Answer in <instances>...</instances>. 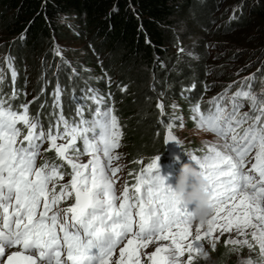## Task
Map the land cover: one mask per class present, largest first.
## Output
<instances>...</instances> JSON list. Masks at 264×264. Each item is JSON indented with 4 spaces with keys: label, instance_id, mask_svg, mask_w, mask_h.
<instances>
[{
    "label": "snow or ice",
    "instance_id": "6c2138e0",
    "mask_svg": "<svg viewBox=\"0 0 264 264\" xmlns=\"http://www.w3.org/2000/svg\"><path fill=\"white\" fill-rule=\"evenodd\" d=\"M8 64L11 68L10 57ZM15 77L12 69L13 82ZM254 80L255 75L246 78L247 88L231 97L230 109L223 101L231 85L211 101L214 111L202 113L199 104L192 109L197 126L224 142L209 146L203 157L189 154L209 180L216 209L208 226L195 228L194 234L190 211L174 202L171 187L159 175V156L138 175L129 173L135 183L116 195L113 178L120 169L112 162L119 159L115 150L123 133L113 109L102 110L104 100L97 92L90 97L97 104L91 120L78 105V121L61 114L47 132L29 116V105H21V112L0 96V264H192L193 254L205 250L206 238L215 248L219 236L233 231L245 239L226 243L253 248L255 242L264 258V98L252 93ZM59 91L57 86V106ZM16 95L14 89L11 99ZM237 99L248 100L255 114L241 113ZM157 108L163 112L164 105ZM165 141L179 144L172 123ZM45 142V151L54 149L70 172L47 161L37 166ZM84 155L90 157L87 163L81 161ZM65 175L71 179L62 183ZM153 243V252L141 251Z\"/></svg>",
    "mask_w": 264,
    "mask_h": 264
},
{
    "label": "trees",
    "instance_id": "16d2710c",
    "mask_svg": "<svg viewBox=\"0 0 264 264\" xmlns=\"http://www.w3.org/2000/svg\"><path fill=\"white\" fill-rule=\"evenodd\" d=\"M221 1L0 0V53L7 65L0 96L21 112V105H29V116L47 132L61 114L70 122L78 121V105L84 106L83 115L91 120L96 106L90 97L97 92L103 97V105L112 108L122 124L121 147L128 175H138L142 165L135 161L145 163L156 156L166 161L169 154L164 137L168 121L179 116L186 124L194 125L197 114L192 109L197 104L202 113L214 111L213 99H204L205 89L209 88L204 87V58L176 59L175 41L178 31L184 28L180 25H193L201 35V50L207 34L225 37L234 30L241 31L237 38L241 42H252L250 34L259 30L261 36L256 42L264 47V0H248L247 4L246 0H226L238 4L226 28L218 31L213 24ZM61 43L81 47L69 49L71 57L66 58ZM258 57L256 54L253 59ZM12 69L16 73L14 82ZM258 72L262 81L264 67ZM14 89L17 95L11 99ZM167 101L182 103L180 111L171 113L165 106L161 112L157 103ZM242 103L250 106L247 100ZM60 128L63 130V125ZM45 156L42 164L47 161L63 165L61 170L66 173L70 170L55 150ZM162 174L165 173L159 171ZM129 177L130 185L134 184L135 175ZM230 254L231 249L221 243L211 256L214 264H234L229 261Z\"/></svg>",
    "mask_w": 264,
    "mask_h": 264
},
{
    "label": "rangeland",
    "instance_id": "374dc122",
    "mask_svg": "<svg viewBox=\"0 0 264 264\" xmlns=\"http://www.w3.org/2000/svg\"><path fill=\"white\" fill-rule=\"evenodd\" d=\"M233 1V0H232ZM247 1L245 3L247 4ZM238 4V2H232L231 4L227 2L226 0L221 1L220 3V13L218 14V17L216 21H214V27L218 31L220 28H226L225 23H227L231 17L232 14L235 11V7ZM248 9V5H247ZM251 22H252V16L248 13V15ZM226 21V22H225ZM184 26V28H183ZM180 27L183 28V30L178 31V36L175 41L174 45V53L176 54V59L183 61V60H197L204 58V71L205 74H207V79L204 83V87L206 88L205 92V100H212L216 97L224 96L225 90L229 88L231 85L230 91L227 93V97L224 99L223 103H229L231 108V97L241 89L240 86H243L245 83L246 78L251 77L255 75V81L251 83V91L254 95H256L258 98L262 97V93L264 92V78H262L261 84H259V81L261 79L258 77L259 75V69H262L264 67V47L262 44H258L256 42V39H258L261 36V32L259 30L252 31V35L250 34L251 38L253 40H250L252 42H241L237 38L241 31L234 30V32H231L230 35L225 37H220L219 35H211L207 34L203 49L199 46V37L201 36L198 32L195 31V28H193V25H187V22H183ZM234 27H232L233 29ZM198 29V28H197ZM180 32V33H179ZM259 40V39H258ZM61 47L64 49V57H71L69 56V49H78V44H71V43H61ZM183 49V51H181ZM258 51H262L263 53H258ZM256 54H259L258 60L253 59ZM82 55V53H81ZM6 61H4V57L0 53V74L4 72L6 69ZM260 79V80H259ZM258 80V82H257ZM261 86V87H260ZM237 88V89H235ZM258 89V92H253V90ZM92 101V99H91ZM162 103V102H161ZM158 104V103H157ZM163 104V103H162ZM237 104H239L237 102ZM97 107V104H94ZM164 107L166 106L168 108V111L171 113H178L180 111V107L182 106V103L178 101H167V103L163 104ZM106 109V106L103 105L102 110ZM241 113H248L249 115H253L248 106H244L240 109ZM120 130L121 123L118 118ZM168 123H172L173 125V133L180 139L181 141V151L180 155L176 156L174 153L168 152V156L166 161H162L164 163H171L172 160L178 159L180 163L183 162L184 164L192 163L193 162L189 158V154H194L197 157H203L209 146L212 145H222L224 142L220 138H218L214 133L200 128L197 126V122L190 126L185 123V119L182 117H177V120H174L172 122L168 121ZM20 127V125H18ZM99 130V129H98ZM97 130V132H98ZM57 143H64L62 140H58ZM120 144L122 145V139L120 140ZM76 146L81 148L83 150V143L82 141L77 140ZM49 148V143H44L43 147L41 149V155L38 157L36 163L37 166L42 165L43 161L46 159L45 154H49L50 151H45V149ZM54 150V149H53ZM115 153L119 156L118 160H113L112 165L113 167H119L120 171L117 173V175L113 178L117 182L115 183V193L119 197L121 193L123 192L125 185H130L131 179L128 175L127 168V161L124 158V153L122 147H119L115 150ZM124 158V159H123ZM90 159L89 156L84 155L81 157V161L83 163H87ZM151 162V160H148L147 162H143L142 167H146L147 164ZM65 163V162H64ZM66 164V163H65ZM67 165V164H66ZM68 166V165H67ZM69 167V166H68ZM70 169V167H69ZM68 170V172H70ZM71 177L69 175L65 176V180L63 182H67L70 180ZM175 182L173 184L167 183L166 186H170L174 188ZM73 200L67 201V203H72ZM62 206H67V204H62ZM193 234L195 233V228L192 227ZM203 231V229H202ZM251 231V230H248ZM218 233H215L214 236H218ZM229 239H235V240H243L245 237L243 236H237L235 231L232 233H225L222 236H219V238L216 240L215 248L211 246V243L206 238L203 241L204 249L209 253L210 259L208 261H202L198 260L197 257L199 254H193V261L192 264H214L211 253L216 249L218 245L223 243L225 246H227L229 249H231V256L230 260L234 264H247V261L251 260L254 262V264H264V258L261 257L259 252V246L255 245V242H252L254 244L253 248H249L248 246H240L239 244L233 245L230 243H226ZM247 239L251 241V237L248 236ZM161 244L168 243L167 241H161L159 242ZM157 245L155 243L150 244L146 249H142L141 251L151 253L155 250V247ZM119 250L117 251L118 255ZM188 253H185V256L182 258L185 262L187 261Z\"/></svg>",
    "mask_w": 264,
    "mask_h": 264
},
{
    "label": "clouds",
    "instance_id": "9594fccd",
    "mask_svg": "<svg viewBox=\"0 0 264 264\" xmlns=\"http://www.w3.org/2000/svg\"><path fill=\"white\" fill-rule=\"evenodd\" d=\"M209 186V180L202 174L201 169L188 163L180 168L174 188L171 187L174 202L187 209L191 208L188 222L194 228H206L215 214V201L207 191ZM197 259L208 261L209 253L201 251Z\"/></svg>",
    "mask_w": 264,
    "mask_h": 264
},
{
    "label": "water",
    "instance_id": "95a60500",
    "mask_svg": "<svg viewBox=\"0 0 264 264\" xmlns=\"http://www.w3.org/2000/svg\"><path fill=\"white\" fill-rule=\"evenodd\" d=\"M178 139V138H177ZM179 141V140H178ZM165 144L167 146V148H169L171 151L177 153L179 151L180 148V141L179 144H176L175 142H167L165 141Z\"/></svg>",
    "mask_w": 264,
    "mask_h": 264
}]
</instances>
